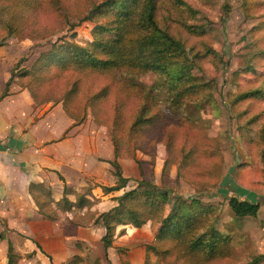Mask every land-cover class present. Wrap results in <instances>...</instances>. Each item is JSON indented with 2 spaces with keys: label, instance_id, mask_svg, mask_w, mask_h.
Masks as SVG:
<instances>
[{
  "label": "rangeland",
  "instance_id": "374dc122",
  "mask_svg": "<svg viewBox=\"0 0 264 264\" xmlns=\"http://www.w3.org/2000/svg\"><path fill=\"white\" fill-rule=\"evenodd\" d=\"M38 1L40 0H0V45L6 44L4 50L10 55L12 67L22 57L19 68H30L40 52L49 48L55 41L72 40L85 44L92 39L95 22L112 27L105 31L104 35L113 31L114 17L110 11L96 15V18L86 17L88 10L102 0H43L39 9ZM123 1L128 8L126 24L131 25L130 28L134 32H145L141 25L143 19H139L145 0ZM153 2L156 22L184 47L180 55L171 57L172 66L185 62L186 59L194 62L189 69V80L195 84V91L184 97L179 106L181 109L178 107L177 110L168 105L167 97L173 94L174 90L166 72H160V77L154 70L139 71L138 79L143 82L145 91L152 94L148 106L150 111L141 112L138 88V97H133V100L127 102L120 101L124 103L120 106L122 110L115 122L109 120L107 125L100 123L88 112L83 121H89L92 132H95L92 133V148L97 150L109 143L114 150L115 139L125 173L133 179L125 188L136 186L137 180L145 179L157 188L154 190H165L168 201L164 213L175 211L180 202L185 203V211L195 212L196 204L187 205L191 198L205 204L212 203L214 207L208 220L210 225L218 224L227 229L228 233L230 229L232 231L229 238V256L216 262L241 264L251 255L264 252V0ZM8 28H16L18 33L6 34ZM40 34L42 37H38ZM117 74L111 70L105 74H97L90 77L87 84L108 83L114 79L113 75ZM18 81L19 79L13 76L9 89L16 88L17 84H20ZM191 82L187 81L185 85L191 88ZM244 92L246 95H241ZM108 95L102 99V105L106 108H109L112 99L111 94ZM61 106L60 101L35 102L34 105L36 117L40 114L44 117L55 107L51 121L53 129L49 136L56 139H46L45 134L44 139H39L40 142L46 141L43 145L50 144L47 147L48 155L51 154L50 149L53 146H58L63 156H66L70 147L82 150L87 146L85 138H72L68 130L59 133L65 118ZM135 113L141 115L145 121L135 125L136 129H130L131 122L137 115ZM151 138L160 140L153 144ZM63 139V143H52ZM138 144L137 148L135 145ZM31 147L28 145L26 148L29 151ZM35 152L40 153L37 148ZM184 153L189 155L184 158L185 164L189 163L185 168L187 177H176L177 163ZM96 155L94 150L91 153L94 160ZM114 156L115 154L110 159ZM37 158L38 156L35 157ZM59 158V164L70 165L69 161H62V155ZM33 162L41 166L43 171L42 180L36 181L43 185L35 189L40 199L48 202L47 206L57 217L44 216L31 200L19 203L0 200V212L6 216L0 217V233L3 236L5 232L10 231L11 237L14 238L10 241L17 255L16 260L21 257V262L17 264H52L48 254L46 255L51 262H41L45 256L40 252L38 243H35L36 229L40 228L46 232L50 227L40 223L41 220L57 222L56 227L61 231L66 229L69 223L76 225L70 218L80 220L81 217H86L87 211H104L115 202L112 201V195H105L101 193V189L99 191L95 187L101 184L98 176L84 174L77 182H73L63 171L50 169L51 162L46 159ZM135 162L141 168L140 171L134 165ZM106 163L113 171L114 167L107 159ZM35 170L41 169L37 167ZM188 178L195 181H189ZM65 180L69 182L67 196L71 200H75L79 192L86 191L87 195L93 197L92 205L72 208L70 212L60 208L56 201L64 195ZM141 184L140 188L152 187L146 183ZM229 195H246L245 197H251L252 200H261L259 216L245 219L235 217L227 202ZM158 216L160 215L156 217ZM147 217L149 221L150 216ZM155 219L153 227L158 228L162 219ZM83 221V226L90 228L91 236L97 237L98 227L103 225L93 224L90 219ZM78 228L80 227H75L76 233ZM122 231L123 229L119 230ZM151 231L154 233V229ZM75 232L73 231V234ZM143 234V230L130 231L127 239H131L133 235L137 238H132L131 240L135 241L128 247L133 248L138 242L142 243ZM244 241L249 242L244 244ZM165 245L170 246L166 241L159 243L160 250L166 248ZM119 251L124 253V249L119 248L116 252L118 255ZM164 255L160 257L149 249L145 258L147 264H175L168 260L187 262L183 257L174 258L173 253ZM80 258L82 257L75 255L70 261L72 264H92V257L85 263H82Z\"/></svg>",
  "mask_w": 264,
  "mask_h": 264
},
{
  "label": "trees",
  "instance_id": "16d2710c",
  "mask_svg": "<svg viewBox=\"0 0 264 264\" xmlns=\"http://www.w3.org/2000/svg\"><path fill=\"white\" fill-rule=\"evenodd\" d=\"M41 1L43 0L38 1V9L41 7ZM143 5L139 19H143L141 25L145 32L140 29H138L139 32H134L130 28L131 25L126 24L128 18L125 16L128 14V8L123 0H102L93 5L88 10L86 17L96 18V15L110 11L114 17L112 20L113 31L104 35L103 33L112 27H109L108 24L95 22L92 28V39L85 44L72 40L55 41L49 48L40 52L30 68H19L23 60L20 57L11 68L10 75L0 93V99L8 94L9 85L14 76L19 79L20 82H18L22 87L28 89L35 102L60 101L64 111L74 119V124L82 122L87 113L91 112L95 120L107 125L109 120L115 122L118 119L122 110L120 106L124 103H121V100L127 102L133 100V97H138V88L141 112L148 110L152 94L145 91L144 84L138 79L137 73L154 70L160 77V72H166L168 81L174 90V93L167 97L168 105L178 110L184 97L195 91L193 90L195 84L189 80L191 77L189 69L194 62L186 59L185 62H179L176 66H172L171 57L180 55L184 51V47L178 39L156 22L153 0H145ZM5 33L16 34L18 31L16 28H8ZM38 37H42V35L40 34ZM110 70L118 73L117 76L113 75L114 79H111L110 82L87 84L90 77L108 73ZM187 81L192 83L191 88L185 85ZM109 93L112 99L109 108H106L102 105V99L107 98ZM241 95L246 94L244 92ZM149 111L150 109L147 113ZM144 121L145 119L137 114L135 120L131 122L130 129H136L135 125ZM150 140L156 144L160 139L151 138ZM113 144L115 156L108 161L114 167L113 173L116 175V181L112 185L100 184L104 193L124 188L130 179L123 174L117 160L119 146L115 139H113ZM135 146L138 148L139 144ZM143 147L146 148L145 145ZM187 154H182L177 163L176 177H187L185 168L189 163L185 164L184 161V158L189 156ZM188 180L195 181L190 178ZM141 183L152 187L140 188ZM42 185L41 182L30 181L28 191L38 210L48 218H55L57 214L51 212L52 209L47 206L48 202L41 200L35 189ZM154 188L156 187L148 180L139 179L136 186L125 189L120 195L114 196L117 203L111 208L104 211L89 210L85 214L86 217H81L80 220L70 218V221L81 225H83L84 219H90L93 224L101 223L105 231L100 240L107 248L113 243L116 225L130 223L138 227L146 223L149 215L150 227L154 229V233L152 240L145 244L146 251L153 250L160 257L173 253L174 258L183 257L187 260V262L168 260L175 264H217V260L229 256V238L232 231L230 229V233H228L227 229L221 228L218 224L210 225L208 220L214 207L212 203L205 204L191 198L187 205L196 204L195 212L185 211V203L180 202L175 211L164 213L168 194L165 190L156 191ZM63 192L64 195L56 202L60 208L68 212L72 208H85L93 203V197L87 195L86 191L79 192L76 199L71 200L67 196L68 185L65 183ZM227 202L233 215L237 218L256 217L260 208L258 200L241 199L236 195H229ZM157 215L160 216L156 217ZM155 218L162 219L158 228L153 227ZM0 237H2L1 233ZM163 241H166L170 246L166 247L165 245L166 248L160 250L159 243ZM16 258L13 244L8 240L7 264H15ZM263 260L264 252H257L241 264H258ZM69 262L72 264V261ZM121 264L131 263L126 258L122 259ZM142 264H147L146 258Z\"/></svg>",
  "mask_w": 264,
  "mask_h": 264
},
{
  "label": "crops",
  "instance_id": "0c3cea01",
  "mask_svg": "<svg viewBox=\"0 0 264 264\" xmlns=\"http://www.w3.org/2000/svg\"><path fill=\"white\" fill-rule=\"evenodd\" d=\"M5 45L6 44L0 45V93L4 88L12 68L10 55L4 50ZM34 105L35 102L28 89L22 87L20 84H17L16 88L10 90L8 94L0 99V200H6L8 203L29 202V200H31L38 209L28 191V184L30 181H41L43 177L42 167L36 165V163L33 162L34 160L43 161L46 159V161L51 162L50 169L63 171L73 182H77L81 175L86 174L98 176L101 184L112 185L115 183L116 175L111 170V166L106 163V159L108 161L112 155H114V150L109 143H106L105 147L99 146L100 148L97 150L92 148L94 141L92 133L95 132H92V125H90L89 121H86V123L82 121L78 124H74V119L62 108L65 118L59 133L68 130V132L72 134V138L77 136L85 138L87 146L82 150L70 147L66 156H63L58 146L56 148L53 146L50 149L51 154L48 155L49 151L47 147H49L50 144L46 143L43 145L46 141L43 140L40 142L39 139H44V134L45 137H47L46 139H56L55 137L52 138L49 136L53 129V122L51 121L53 120L52 114L55 107L51 108L44 117L42 114L36 117ZM62 141H64V139L57 142L53 141L52 143H60ZM69 141L70 138L68 139V142ZM28 145L32 146L29 151L26 148ZM35 148H37L40 153L35 152ZM94 150L97 154L95 160L91 156ZM31 155L34 159H32ZM60 155H62V161H69L70 165H65L64 163L59 164ZM36 156H38L37 159H35ZM117 159L121 165L123 174L130 178L131 176L125 173L124 165L121 164L122 161L120 159L122 158L120 154L117 156ZM102 161L106 164H100ZM55 163L57 165H55ZM134 165H136L137 170L140 171L141 168L136 162ZM37 167L41 170H35ZM130 180L133 179L130 178L129 181ZM64 183L68 185L69 182L65 180L63 181V185ZM95 187L98 188L99 191L101 189V193L105 195H112V201L115 203L109 208L117 203L114 196L122 193L124 191L123 189H126L124 187L104 193L100 185ZM245 196L246 195L237 197L252 200L251 197ZM258 201L260 202V210L262 204L261 200ZM32 212H34V209ZM258 216L259 211L256 217H245L257 218ZM0 217L6 216L0 212ZM245 217L242 218L245 219ZM40 223L50 226L46 232L37 228L34 233V237L37 241H35V243H38L40 252L45 256V258L41 259V262L44 263L51 262L48 255H50L53 263L58 262L61 264L69 262L75 255H79L82 257L80 258L82 263H85L86 260L92 257V264H121L122 259L126 258L131 264H142L146 256L145 244L149 243L153 238V232L150 229V221L138 227L130 223L116 225L113 243L107 248L104 247L100 240L101 235L105 231L104 226L98 227V236L93 237L89 232L90 228H86L81 224L73 225L69 223L66 229L60 231L58 226L56 227L57 222L43 219ZM76 226L80 227L77 233L75 232ZM121 229H123V231L119 232ZM133 229L144 231V240H142V243L138 242V244L133 247L134 249L128 246L135 241L131 239H136L137 237L133 235L131 239H127L128 233ZM73 231L75 232L74 234ZM250 233L251 231L249 234ZM13 239L10 231L5 232L4 235L0 237V264H7V244L8 240L12 241ZM249 241H244V244ZM119 248L124 249V253L119 251L118 255L116 252ZM18 253L22 255L19 250ZM36 255H38L37 252ZM112 255L113 257H111ZM20 259L21 257L18 258L16 264L21 262ZM258 264H264V260Z\"/></svg>",
  "mask_w": 264,
  "mask_h": 264
}]
</instances>
